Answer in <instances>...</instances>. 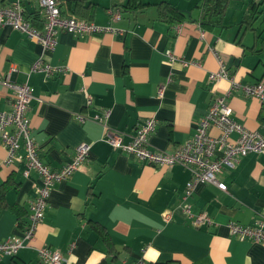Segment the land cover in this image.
<instances>
[{"label": "crops", "instance_id": "obj_1", "mask_svg": "<svg viewBox=\"0 0 264 264\" xmlns=\"http://www.w3.org/2000/svg\"><path fill=\"white\" fill-rule=\"evenodd\" d=\"M160 1L144 0L131 12L127 0H61L64 15L114 30L61 31L53 51L22 31L0 27V75L28 81L34 90L28 116L40 157L59 168L79 144H91L83 166L51 185L34 239L16 255H1L0 264H46L38 253L45 245L60 250L69 264H264V244L227 227L229 221L252 225L264 211V153L224 168L219 178L226 191L211 182L196 184L187 199L192 213L206 212L214 223L195 225L182 209L189 169L154 166L105 141L109 133L129 141L153 117L150 146L174 150L195 133L212 99L229 90V79L210 78L221 64L236 81L264 83V3L255 8L257 0H227L222 21L203 28V0H168L180 11L171 17L159 13ZM24 8L40 13L32 1ZM110 9H120L121 16L112 18ZM168 50L179 60L171 61ZM38 59L67 70L51 76L30 71ZM11 97L12 89L0 82V110L10 108ZM228 102L237 121L264 130L259 98L237 90ZM105 109L104 123L77 118ZM6 156L0 142V241L22 234L40 183L36 172L23 175L24 162L6 165Z\"/></svg>", "mask_w": 264, "mask_h": 264}, {"label": "built area", "instance_id": "obj_2", "mask_svg": "<svg viewBox=\"0 0 264 264\" xmlns=\"http://www.w3.org/2000/svg\"><path fill=\"white\" fill-rule=\"evenodd\" d=\"M28 1L36 3L39 7L43 25L37 27L26 18L24 4ZM264 3V0H258ZM61 0H12L9 4H0V27L10 26L22 31L29 38L40 43L44 51H53L58 43L61 31H69L78 35L95 33L98 31H113V28L99 27L95 22L82 19L74 15H64L60 6ZM112 18H119V9H110ZM171 61L179 60V57L167 51ZM219 57V55H218ZM220 60V57H219ZM186 63V61H184ZM67 67L45 63L38 59L30 68V71L43 72L47 76L65 72ZM210 78L219 80L229 79L231 86L227 92L216 95L208 108V111L196 124L195 133L177 146L172 151L154 149L149 144V136L156 129L155 118H147L137 128L136 134L129 141H124L119 134L109 133L105 141L113 148L120 149L133 155L136 159L154 166H173L180 164L190 170L192 178L187 182L185 192L182 195L183 211L193 218L195 225L214 223L212 217L206 212L193 215L188 197L192 194L196 184L203 182L215 183L221 190H227V184L220 180L219 174L224 168H232L239 159L249 153H264V130H251L233 117V108L228 98L237 90L246 96H254L264 104V83H241L236 81L224 64L219 70L212 72ZM0 82L12 89L10 108L0 110V142L7 147L6 165L15 162H24L23 175L29 176L36 172L40 183L36 184L35 195L30 204L28 222L21 235H10L0 241L1 255H16L27 242L34 239L38 225L43 220L48 204L51 185L56 181L67 180L75 171L83 166L89 157L91 144L81 143L76 147L72 160L59 168H52L38 153L36 140L32 135L28 110L34 90L28 81L14 82L9 76L0 75ZM163 94V87L159 89V95ZM90 104L92 97L87 100ZM110 113L105 109L103 113H96L92 117L77 114L79 121L92 120L104 123ZM216 128L218 134H212ZM165 218L170 219L171 211L167 210ZM231 234L248 239L252 242L264 244V211L260 218L252 225H244L240 222L229 221L227 223ZM40 258L46 264H69L67 258L58 249L48 245L39 247Z\"/></svg>", "mask_w": 264, "mask_h": 264}, {"label": "trees", "instance_id": "obj_3", "mask_svg": "<svg viewBox=\"0 0 264 264\" xmlns=\"http://www.w3.org/2000/svg\"><path fill=\"white\" fill-rule=\"evenodd\" d=\"M263 4L262 1H258L253 6L259 7V5ZM146 3L144 0H127L125 5V9L127 11H137L142 9ZM158 11L160 14L168 15L171 17L172 12L175 13V16L180 14V11L173 6L168 0H162L157 3ZM227 6V0H203L201 4V15L200 22L203 28H209L214 25L219 24L222 19ZM120 10V9H119ZM26 18L32 23L34 26H41L43 24V18L40 16V13L37 11L35 13H26Z\"/></svg>", "mask_w": 264, "mask_h": 264}]
</instances>
